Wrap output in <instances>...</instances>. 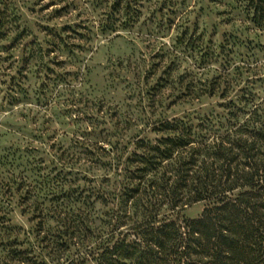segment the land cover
Returning a JSON list of instances; mask_svg holds the SVG:
<instances>
[{"label": "rangeland", "instance_id": "1", "mask_svg": "<svg viewBox=\"0 0 264 264\" xmlns=\"http://www.w3.org/2000/svg\"><path fill=\"white\" fill-rule=\"evenodd\" d=\"M251 18L236 0H0V264L49 262L41 237L65 216L102 228L160 122L263 98Z\"/></svg>", "mask_w": 264, "mask_h": 264}, {"label": "trees", "instance_id": "2", "mask_svg": "<svg viewBox=\"0 0 264 264\" xmlns=\"http://www.w3.org/2000/svg\"><path fill=\"white\" fill-rule=\"evenodd\" d=\"M236 1L264 31V0ZM220 109L156 125L163 137L126 160L102 228L65 216L63 232L41 237L49 262L36 264H264V97L240 90ZM196 204L199 216H181Z\"/></svg>", "mask_w": 264, "mask_h": 264}]
</instances>
